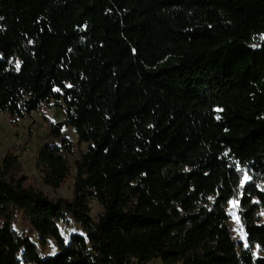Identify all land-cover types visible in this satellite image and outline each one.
<instances>
[{"label":"trees","instance_id":"16d2710c","mask_svg":"<svg viewBox=\"0 0 264 264\" xmlns=\"http://www.w3.org/2000/svg\"><path fill=\"white\" fill-rule=\"evenodd\" d=\"M52 100L89 144L74 197L54 202L7 154L0 264H264V192L242 190L248 247L228 214L237 164L264 181V0H0V110L24 119ZM51 136L38 162L58 189L75 143L58 124Z\"/></svg>","mask_w":264,"mask_h":264},{"label":"rangeland","instance_id":"374dc122","mask_svg":"<svg viewBox=\"0 0 264 264\" xmlns=\"http://www.w3.org/2000/svg\"><path fill=\"white\" fill-rule=\"evenodd\" d=\"M65 103L63 101L52 100L45 104L40 111L32 112L30 116L24 119L12 118L7 112L0 110V166L7 154L12 153L19 161V175H25L28 183L35 185L43 191L54 202L59 199L72 200L74 197L75 182L77 176V161L83 153L88 150L89 144L78 143V134L74 127L65 125ZM63 123L64 135L75 143L74 152L68 155L71 172L63 185L55 189L47 185L44 181L45 175L39 165V156L41 151L48 145L60 144V142L51 136V125ZM236 168L243 174V181L237 190L235 197L230 201L228 214L230 216V227L233 237L249 246L247 233L243 226L240 216V200L243 194V188L249 183H255L259 190L264 192V181H254L249 169L237 164ZM91 216L99 219L103 213V207L97 200H92ZM264 221V214H259V222ZM1 224V222H0ZM60 229L63 236L69 241L74 233H81L80 226L71 218L60 222ZM14 229L20 235H31L33 241L42 248L41 237L33 233L28 221L21 213L16 214ZM47 246L43 249V256L48 257L58 252V247L53 240H48ZM254 254L259 257L260 251L254 249ZM133 264H138L135 259ZM147 264H164L160 258L154 259Z\"/></svg>","mask_w":264,"mask_h":264},{"label":"water","instance_id":"95a60500","mask_svg":"<svg viewBox=\"0 0 264 264\" xmlns=\"http://www.w3.org/2000/svg\"><path fill=\"white\" fill-rule=\"evenodd\" d=\"M58 125H59L60 127H63L64 124H63V123H58Z\"/></svg>","mask_w":264,"mask_h":264}]
</instances>
